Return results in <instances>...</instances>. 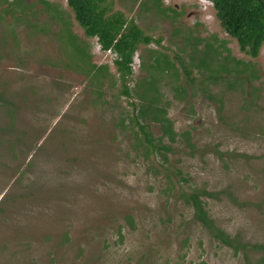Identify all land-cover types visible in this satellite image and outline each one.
Segmentation results:
<instances>
[{"label":"rangeland","instance_id":"1","mask_svg":"<svg viewBox=\"0 0 264 264\" xmlns=\"http://www.w3.org/2000/svg\"><path fill=\"white\" fill-rule=\"evenodd\" d=\"M160 1L162 9L155 0H97L106 17L122 14L153 38L139 44L141 65L126 78L115 63L113 75L99 71V92L77 75L92 70L73 19L56 33L71 68L64 72L45 63L53 44L46 51L45 39L27 25L30 7L0 0V264H246L243 253L235 255L194 219L181 196L193 189L212 193L204 199L221 228L264 244V43L257 57L242 51L212 2ZM53 12L69 17L63 8ZM191 34L221 45V60L229 55L248 67L237 73L233 68L243 65L230 61L231 71L216 82L191 68L192 84L178 65V83L161 84L158 104L176 140L143 118L152 143L162 139L170 148L152 150L136 124L148 104L140 86L146 50L189 63ZM95 43L93 37L96 56L113 68ZM179 85L188 89L184 98L174 90ZM249 258L257 264L260 255Z\"/></svg>","mask_w":264,"mask_h":264},{"label":"trees","instance_id":"2","mask_svg":"<svg viewBox=\"0 0 264 264\" xmlns=\"http://www.w3.org/2000/svg\"><path fill=\"white\" fill-rule=\"evenodd\" d=\"M67 1L68 5L75 13L76 19L85 29L86 34L89 36H98L104 49L113 48L119 53L120 59L116 60L115 64L121 72L122 78L124 79L128 74H131L132 67L130 64L134 52L139 44H150L153 38L146 35L142 29L137 26L134 20L127 23L122 14H114L111 17H106V10L99 8L97 0ZM210 1L213 2L216 15L225 31L230 36L237 38L242 51L253 57H257L264 43V0ZM155 3L159 7L161 6L160 0H155ZM163 10H171L176 14L178 13L174 8H166ZM178 33L179 30H177L176 35H178ZM189 40L193 45L189 63H186L178 55L171 57L167 52L151 48H147L146 50L148 60L144 63V66L147 75L141 80L140 86L144 89L141 96L148 101V104L138 110L139 114L136 118V124L139 126L141 133L148 139L152 150L168 151L170 148L162 143V139L157 145L152 143V135L147 130V126L143 124V118H150L152 121L159 122L163 134L169 136L171 142H175L176 140L177 133L174 130V123L167 115L166 108L158 104L161 100V84L173 81L178 83L177 80L180 79V68L178 65H180L188 77H190L192 84L195 78L191 77L193 73L191 68L205 70L209 74L207 79L216 82L221 73L231 71L230 61L238 66L243 65L240 71L237 67L233 68L236 69L237 73L244 72V67H248V64L244 61L230 58L229 55L224 56L223 60H221V56L223 55V52L219 50L221 45L217 46L216 43L212 42L210 39L192 36L191 34ZM214 40L218 41V38L214 36ZM156 41L157 43H161L162 38ZM202 45L203 47L200 48ZM228 52L230 51L228 50ZM202 53L204 54L203 56L201 55ZM210 54L213 57L212 60L206 58V56H210ZM227 63L229 65H227ZM101 70L103 69L97 68L92 72L91 77L94 75L95 79L92 80L94 81L93 84L92 81L89 82L95 87V90L97 88V91L104 83H102V79L107 75V72L104 73L105 77L100 79L101 76H98V72ZM251 76L257 77L255 70L251 73ZM174 90L177 92V96H181L182 98L188 94L186 86L179 85L174 87ZM124 93L129 95L128 88L124 90ZM148 150L150 151L151 149ZM149 151L146 152V155L149 154ZM164 156L167 159V156ZM206 195L211 196L212 193L200 189H193L190 191L183 190L181 192V196L185 199V202L192 206L194 219L209 232L212 238L224 246L232 248L235 255L243 253L246 258V264H252L249 258L250 253H259L260 258L257 264H264V244L243 242L239 239V236H233L221 228L207 208V201L204 199ZM197 264L208 263L202 261Z\"/></svg>","mask_w":264,"mask_h":264},{"label":"crops","instance_id":"3","mask_svg":"<svg viewBox=\"0 0 264 264\" xmlns=\"http://www.w3.org/2000/svg\"><path fill=\"white\" fill-rule=\"evenodd\" d=\"M8 3L15 2V0H7ZM21 2L25 5L24 8L30 7L26 10V13L31 14V24H27L30 28H32L34 31L33 34L36 33V35H40L42 39H45L47 42V49L48 50L51 42H52V48L49 49L48 52H45V63L53 68H58L64 70V72L69 68V62L65 59V52L64 49L59 46L58 41L56 39V33L61 31V27L66 26L71 19L72 20V28L75 30V33L79 36L81 42L86 47V54L84 59H88L86 62V68H90L93 71L88 70H79L77 72V75L83 79V82L89 83L92 80H90L92 72H94L97 68H101L104 71L107 72L108 76L113 75L114 73V65L112 68V65L109 63H105L101 60H99L98 56L94 53L93 44H92V38L95 36H89L86 34L85 29L81 28V24L74 16L71 18L70 12H69V5L68 1L67 3L62 2L60 3V0H21ZM7 5V7H6ZM5 8H9L8 4L4 1ZM53 7H56L58 9H66L67 10V19L58 20V16L55 12H53ZM78 21V22H77ZM34 25V26H33ZM83 27V26H82ZM55 41V43H54ZM52 50V52L50 51ZM36 53L35 51H33ZM48 53V54H47ZM42 59V58H40ZM80 65V64H79ZM116 71V69H115ZM97 82V81H96Z\"/></svg>","mask_w":264,"mask_h":264},{"label":"built area","instance_id":"4","mask_svg":"<svg viewBox=\"0 0 264 264\" xmlns=\"http://www.w3.org/2000/svg\"><path fill=\"white\" fill-rule=\"evenodd\" d=\"M208 1H210V0H208ZM208 1L207 0H203V2H204V3H202L203 6L207 7L208 4L212 2V1H210V2H208ZM211 4H213V2ZM95 37H96V43H97V45H99V46H97L96 43H95L96 49H98V52H101V51L107 52L110 55V58L112 59L113 65H114L116 60L120 59L119 53L113 48L104 49L102 47V44H101L100 40H99V37L98 36H95ZM130 65L132 67V71H133V69H135V68H137L138 66L141 65V61H140L138 53L134 52L133 58H132V62H131Z\"/></svg>","mask_w":264,"mask_h":264}]
</instances>
